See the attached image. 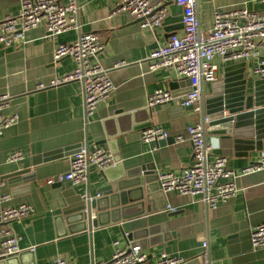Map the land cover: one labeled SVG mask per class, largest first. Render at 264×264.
Wrapping results in <instances>:
<instances>
[{
  "label": "crops",
  "instance_id": "crops-1",
  "mask_svg": "<svg viewBox=\"0 0 264 264\" xmlns=\"http://www.w3.org/2000/svg\"><path fill=\"white\" fill-rule=\"evenodd\" d=\"M118 1L78 0L79 28L52 39L46 37L44 25H39L24 31L14 44L0 45V94L9 95L2 113L17 115V122L0 136L2 192L10 195L0 203V213L2 206L22 202L35 209L26 220L0 222V247L2 229L8 228L17 237L20 248L18 253L3 258L4 264H49L58 258L72 264L109 261L116 249L128 247L126 233L144 229L151 230L143 238L142 249L153 262L164 252L181 258L180 264H204L200 254L202 242L206 240L209 264H264V249H254L251 244L252 228L264 223V169L243 172L262 157L264 151H251L247 143L236 142L235 138L240 136L214 134L207 127L205 139L212 153L226 156L229 167L239 173L232 197L215 208L206 206L197 196L175 191H155L149 199L144 197L133 202L138 192L129 188L130 203L112 214L113 218H119L117 221L91 231L88 227L82 229L83 223H79L76 232L69 231L62 210L67 206L64 193L73 187L66 182L59 185L57 180L49 184L48 179L69 169L71 155L34 164L37 158L52 150L87 143L90 148L99 145L108 149L115 163L123 161V165L111 170L117 174L130 173L131 176L124 179L127 183L142 176L143 164L155 169L157 175L167 171L180 173L191 164L193 148L189 141L175 142V137L185 135L188 125L202 122L201 110L183 107L178 96L164 105L148 106V97L156 89H169L178 94L186 91L189 84L174 71L150 68L148 55L158 45L166 43L168 32L164 26L155 31L143 28L124 12H117ZM165 4L171 15L170 25L179 24V7L173 0H165ZM20 5L21 0H0V21L7 15L16 16ZM242 7L264 10V2L196 0L200 30L207 33L212 28L217 10ZM87 32L97 33L102 38L103 48L96 58L109 69L115 85L111 96L89 117L85 114L84 92L79 81L51 84L75 67L71 57L54 59L57 45L71 42ZM176 32L182 35L183 28ZM121 61L126 64L114 66ZM213 62L218 66V82L234 65L223 64L217 56L213 57ZM253 64L251 58L246 61L250 74L257 78L252 71ZM173 81L176 83L172 84ZM40 83H45L46 87L39 88ZM214 83L203 82L202 90L206 95L211 93ZM119 109L124 111L120 121L103 123L116 117L115 111ZM152 124L167 129L169 135L158 144L143 143L141 130ZM105 130L118 135L106 138ZM103 139L107 142L97 144ZM15 150L23 151L25 158L8 162L7 156ZM20 168L30 170L23 175L3 178ZM104 183L100 171L91 165L88 180L77 191L85 193L90 188L91 195L95 196L96 189ZM168 206L177 207L180 213L169 216L174 210H169Z\"/></svg>",
  "mask_w": 264,
  "mask_h": 264
},
{
  "label": "built area",
  "instance_id": "built-area-1",
  "mask_svg": "<svg viewBox=\"0 0 264 264\" xmlns=\"http://www.w3.org/2000/svg\"><path fill=\"white\" fill-rule=\"evenodd\" d=\"M182 8L183 34L173 32L166 43L158 45L148 55L152 70L174 71L180 78L190 79V90L178 96L183 107H193L200 111L203 82L214 83L219 79L218 66L213 57L220 58L223 64L246 62L253 59L252 71L259 79H264V10H251L247 7L230 11L217 10L212 28L203 33L200 30L196 12V0H173ZM264 2V0H260ZM117 12H124L138 21L143 27L155 31L162 27L169 16L165 0H119ZM79 12L78 0H21L16 16L7 15L0 21V45L9 46L23 36V32L44 25L49 38H56L70 29L79 28L77 20ZM103 48L102 38L94 32L81 33L71 42H61L54 51V59L71 57L75 62L73 71L62 79L52 81L56 85L61 82L79 81L84 92V109L87 117L93 115L98 105L111 96L115 85L109 75V69L96 58ZM126 64L117 62L114 66ZM39 88L46 87L40 83ZM7 94H0V136L4 130L17 122L16 114H3L2 109L8 100ZM174 96L169 89L158 88L148 97V106L164 105L173 101ZM167 129L152 124L141 130L143 143H156L167 138ZM189 141L192 144V162L180 173L171 171L158 173V183L164 192L175 191L181 195L197 196L208 207L215 208L220 202L232 197L237 189L236 178L239 173L229 167L228 158L221 154H213L211 146L205 140V127L202 122L188 125L186 134H178L175 142ZM156 149V147H154ZM25 158L23 151L15 150L7 156L8 162H19ZM111 152L99 145L90 148L82 143L71 155L69 169L48 179L49 184L56 180L66 182L73 188H79L88 180L89 168L95 166L103 171L113 165ZM264 169V155L246 168L243 172ZM9 193L2 192L0 179V203L9 199ZM169 210L177 207L168 206ZM35 213L29 203L2 206L0 222L10 223L14 220H26ZM251 244L254 249H264V223L252 228ZM34 247H30L33 249ZM20 251L18 239L8 228L1 232L0 258L16 254ZM200 257L204 264L208 263V242H202ZM181 258L162 253L157 261H151L142 246L131 244L118 248L109 261L88 264H180ZM49 264H72L63 258L53 260Z\"/></svg>",
  "mask_w": 264,
  "mask_h": 264
},
{
  "label": "water",
  "instance_id": "water-1",
  "mask_svg": "<svg viewBox=\"0 0 264 264\" xmlns=\"http://www.w3.org/2000/svg\"><path fill=\"white\" fill-rule=\"evenodd\" d=\"M174 4L177 5L175 2ZM177 6L180 10V23L170 25L171 15L167 16L163 23L168 35L183 28L181 22L182 8L179 5ZM181 79L187 81L189 88L178 94L171 91L174 96H181L190 90V79L186 77ZM174 83L176 82L173 81L172 84ZM199 104L202 123L209 132L228 137L232 135L240 136L235 138L237 143H247L248 149L251 151H264V79L254 78L250 74L245 61L231 65L227 69L224 78L214 83L210 94L206 95L202 90ZM123 113L124 111L119 109L115 111L116 117L109 118L103 123L114 120L120 121ZM206 120H208V123H205ZM105 132L106 138L118 135L117 133L109 132V130H105ZM105 142H107V139L98 141L97 144ZM79 146L80 144L49 151L37 158L34 164L72 155L79 149ZM121 165H123V161H116L114 165L100 172L105 183L99 185L95 196L91 195L90 188L86 189L85 193L77 191L76 188H69L65 191L67 206L62 210V217L69 224V231L76 232L75 229L78 230L80 228L76 226L79 223H83L82 229L88 227L91 231L94 227L104 226L117 221L119 218H113L112 214L116 213L121 208L120 206L130 203V198L128 197L129 188H132L134 193L138 192L135 198L136 201L133 202H139L144 197L149 199L150 194L152 192L155 193V191L164 192L159 186L155 169L147 168L146 164H143L141 166L143 177L138 175L133 182L127 183L124 179L131 176L130 173L122 172L117 174V172L112 171ZM29 170V168H20L5 175L3 178L23 175ZM59 185H62V182ZM178 213H180L179 210L173 211L169 213V216ZM150 230L144 229L136 233H126V235L132 245L139 243L143 247V238H146ZM2 259L0 258V264L5 263Z\"/></svg>",
  "mask_w": 264,
  "mask_h": 264
}]
</instances>
